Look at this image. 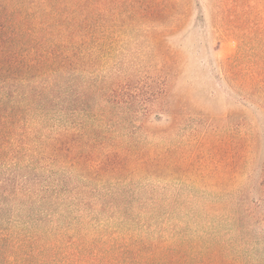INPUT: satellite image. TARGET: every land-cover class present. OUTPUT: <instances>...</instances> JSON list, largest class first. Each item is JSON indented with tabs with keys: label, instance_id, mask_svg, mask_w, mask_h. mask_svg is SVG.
Listing matches in <instances>:
<instances>
[{
	"label": "trees",
	"instance_id": "trees-1",
	"mask_svg": "<svg viewBox=\"0 0 264 264\" xmlns=\"http://www.w3.org/2000/svg\"><path fill=\"white\" fill-rule=\"evenodd\" d=\"M180 2L0 0V264H264V168L231 233L200 234L149 182L182 168L178 148L142 141L118 113L129 95L99 79L105 48L175 30ZM234 15L230 74L264 114V17L250 0Z\"/></svg>",
	"mask_w": 264,
	"mask_h": 264
},
{
	"label": "rangeland",
	"instance_id": "rangeland-1",
	"mask_svg": "<svg viewBox=\"0 0 264 264\" xmlns=\"http://www.w3.org/2000/svg\"><path fill=\"white\" fill-rule=\"evenodd\" d=\"M250 1L263 18L264 0ZM180 4L175 30L142 28L131 43L116 45L110 52L113 59L105 48L98 75L101 81L113 78L120 99L129 95L118 113L123 121L137 122L135 132L142 141L180 152L182 168L166 166L163 178L149 180L152 186H159L164 200L182 209L183 222L196 221L200 234L207 223L230 234L233 210H242L244 204L248 208L263 193L264 114L246 103V90L233 80L228 65L240 47L234 14L245 9L246 0ZM155 28L162 34H151ZM161 44L166 48L158 56ZM160 61L166 67H158ZM86 70L85 81L95 70L90 61ZM158 91L161 95L154 101Z\"/></svg>",
	"mask_w": 264,
	"mask_h": 264
}]
</instances>
